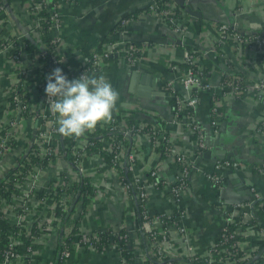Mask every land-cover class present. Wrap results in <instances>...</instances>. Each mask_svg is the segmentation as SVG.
I'll use <instances>...</instances> for the list:
<instances>
[{
    "label": "crops",
    "instance_id": "1",
    "mask_svg": "<svg viewBox=\"0 0 264 264\" xmlns=\"http://www.w3.org/2000/svg\"><path fill=\"white\" fill-rule=\"evenodd\" d=\"M160 1L169 2L179 9L178 24L161 20L150 9L152 0H66L57 7L58 22L49 28L48 37L56 40V54L71 71L86 62L90 51H101L110 42L116 43L118 48L124 43L147 44L134 62H126L122 55L107 58L99 64L94 80L72 83L57 104V113L60 119L66 116L77 118L80 112L83 117L87 114V119L93 115L100 119L115 115L122 127L127 126L130 120L151 125L160 123L167 129L175 151L183 152L190 163L188 191L181 203L183 221L193 233L195 248L200 253L206 251V245L217 238L225 215L230 214L237 219L244 215L242 204L250 202L251 217L246 223H240L238 229L247 227L246 234L253 251L250 259L240 264H264V234L258 228L259 224L252 221L253 200L264 196V169L260 168L264 161V132L257 127L263 103L249 88L239 95L221 89L215 92L218 107L213 113L212 94L208 90L201 91L198 104L189 107L191 120L201 127L207 143L205 149L198 150L191 127L187 123L171 121V95L165 84L172 74L170 66L183 62L184 50L198 51L201 61L205 57L210 61V68H204L215 85L230 69L241 72L246 79L258 76L247 49L238 51L225 44L223 52L227 57L221 58L212 57L208 50L218 24L234 26L243 33L264 35V2L238 12L235 0ZM1 16L4 20L0 24V39L13 35L26 46L21 55L22 65L27 69L24 88L32 100H40V73L34 50L27 40L38 46L42 40L34 30L26 0H9ZM122 18L127 19L124 25L120 24ZM12 65L6 52L0 50V122L1 113L6 110L7 89L17 80ZM214 117L217 119L215 125L212 123ZM36 121L34 115L27 116L22 119L21 126L30 134ZM24 131L0 159V176L13 164L26 144ZM81 134L75 139L78 143L84 141ZM132 140L138 161L136 172L146 173L148 169L158 167L163 173H172L173 158L153 148L147 132L135 134ZM85 163L92 175L94 192L73 200L68 218L64 217L66 219L60 227H55L48 242L41 246L45 256L54 250L56 235L72 220V224L78 222L80 231L87 235L124 228L129 234V246L136 255L135 264H157L147 256L145 235L136 227L134 199L111 178L101 155L87 156ZM211 172L221 174L220 190L208 177ZM59 175H66L70 180L76 176L75 167L63 153L45 168L40 180L50 181ZM149 190L152 211L174 209V203L160 196L156 189L149 187ZM118 260L119 254L113 246L97 250L80 247L72 255L73 264H119Z\"/></svg>",
    "mask_w": 264,
    "mask_h": 264
},
{
    "label": "built area",
    "instance_id": "2",
    "mask_svg": "<svg viewBox=\"0 0 264 264\" xmlns=\"http://www.w3.org/2000/svg\"><path fill=\"white\" fill-rule=\"evenodd\" d=\"M65 1L26 0L34 30L38 31L39 36L42 37V25L47 21L41 12L45 11L50 15L48 18L50 24L46 33L48 37L49 28L58 22L56 9ZM261 1L264 2V0H235L236 11L249 9L251 5ZM150 9L161 20L170 24H178L179 9L169 2L152 0ZM4 13L5 5H0V14ZM1 15L0 24L4 20L1 19ZM126 22L127 19L120 20L121 25ZM17 40L19 41V38L13 35L0 39V50L6 52L13 64V73L17 77V80L7 89V97H12L11 102L8 98L6 99V110L1 113L0 159L15 145L19 134L23 133L22 119L34 115L37 121L34 129L31 128L29 131L27 142L13 164L0 176L3 184L11 186V188H6L8 197L0 196V219L10 225L8 229L5 223L0 224V264H73L72 255L80 247L97 250L100 247L109 246L117 250L119 264H131L129 259L123 255V248L118 242L121 238L132 251V257L135 260L136 255L129 246L128 231L124 230L120 235L119 231L107 230L104 233L107 235L105 245L102 241L103 232L83 234L79 223L73 222L72 224V220L68 227L67 225L62 227L60 234L56 235L55 247L51 251L53 253L50 252L48 256H45L44 247H41L48 242L50 234L55 232V227H60V223L68 218L69 215L66 216L65 213L68 210L72 211L73 200L78 199L79 196H86L83 192L77 193V184L84 176H89L91 179L92 175L86 166L85 157L95 153L102 156L103 165L108 166L111 178H114L121 188L134 199L136 227L145 235L144 248L145 250L147 248V256L153 258L157 264H191L190 262L193 261L195 263L200 261L202 264H240L250 259L253 251L250 240L237 239L239 224L246 223L251 217L250 202L242 204L241 211L244 215H239L237 219L232 218L230 214L225 215L217 238L206 245V251L200 253L195 248L193 233L183 221L184 209L181 203L184 193L188 191L190 163L183 152L175 151L167 129L160 123L151 125L144 121H135L122 127L115 115L104 119L93 115L87 119L88 115L83 117L80 112L77 118L71 119L66 116L60 119L57 113V104L63 98L66 88L72 83H87L94 80L99 64L107 58L122 55L121 57L126 62H134L147 47L146 43L139 46L124 43L120 45L121 48H118L116 43L110 42L101 51H90L86 62L75 71L69 70L57 56V42L52 38L55 53L50 57L51 66H45L43 60L38 59V56L44 55L47 50L46 46L41 43L38 46L40 51L36 54L35 62L40 73L39 86L44 90L38 100V106L37 100H32L26 87L24 88L27 69L22 65L21 55L26 46ZM225 44H230L238 51L243 48L247 49L254 67L258 70V76L246 79L241 72L230 69L223 74L219 84L215 85L207 77L200 55H193L189 50H184L183 62L188 65L183 67L179 63L172 64L170 66L172 74L165 82L171 99L175 102L170 119L173 123H187L191 127L198 150L205 149L207 143L201 127L191 120L189 107L193 108L198 104L199 93L203 90H208L212 94L211 110L213 113H216L218 107L215 95L217 90L224 89L225 92L233 95H239L247 88L253 90L256 98L263 103V113L257 127L264 132V35L256 32L243 33L234 26L218 24L215 26V35L209 42L208 52H211L212 57H227L223 52ZM54 73L58 80H51V74ZM65 120L72 128L70 134L78 139L81 132V135H84V141L78 143L75 140L72 145H65V150H60L63 136L62 125ZM216 122L217 119L214 117L212 123L215 125ZM80 125L83 128H79ZM98 127L107 129V132L105 134L102 131L97 132ZM118 131L121 132L120 136L116 134ZM140 132L148 133L153 148L163 149L166 155L173 158L172 173L169 175L166 171L163 173L158 167H152L146 173L136 172L138 161L132 148V137ZM24 133L26 136L28 132L24 131ZM89 134L93 138L88 137ZM127 144L131 146L128 147ZM88 148L94 150L89 151ZM62 153L75 167L76 176L72 180L66 178V175H59L50 181L40 180L45 168ZM105 153L109 155L108 159L105 158ZM31 156H37V159L33 160ZM45 157L49 158V162L43 164L42 159ZM218 166L219 164L216 165ZM260 168L264 169V161L260 164ZM95 170H98V167ZM124 172H128V177ZM208 177L215 188L220 190L221 174L211 172ZM149 187L156 189L160 196L174 203V209L152 211L149 207L151 195ZM250 225L251 221L247 226L250 227ZM257 226L264 234V227ZM75 227L78 231L71 232ZM44 257H49V259Z\"/></svg>",
    "mask_w": 264,
    "mask_h": 264
},
{
    "label": "trees",
    "instance_id": "3",
    "mask_svg": "<svg viewBox=\"0 0 264 264\" xmlns=\"http://www.w3.org/2000/svg\"><path fill=\"white\" fill-rule=\"evenodd\" d=\"M9 0H0V5H5ZM41 15L45 16V18H47V21L42 25V29H41V33H42V41L41 43L43 45L46 46L47 50L45 51L44 55L42 56H38V59H41L43 60L44 62V65L45 66H48L50 67L51 66V62H50V57L51 55H53L55 53V44H53L51 42V38L47 37L46 36V33H47V30H48V26L50 24L48 18H49V13L48 12H41ZM261 35H263L262 33H259ZM17 42H20L17 40ZM25 43V40L23 41ZM27 43L30 44V47L31 49L34 50V53H33V56H36L37 52L40 51V48L38 47V45H33L31 44L28 40H27ZM135 45H138V44H135ZM190 52H192L193 55H198V51H195V50H191ZM202 65L205 66V68L208 70L211 66V63L210 61L205 57V58H202V61H201ZM188 63L186 62H182L180 64V66H187ZM51 80H58V77L57 75L54 73V74H51ZM56 83L58 81H55ZM60 88V87H59ZM44 89H40L39 90V95H41V93L43 92ZM11 99L12 97H9L8 100H10L11 102ZM39 100V99H37ZM171 102V105H172V108L175 107V102L173 99L170 100ZM134 123V120H130L129 121V125ZM71 126L69 125V123L67 122V120L64 121L63 125H62V132H63V136H62V145L60 150H65V145L67 146H70L74 143L75 141V135L73 134H70L71 132ZM97 132H100L102 131L104 134L107 132V129H103L101 127H98L96 129ZM117 135H121V132L118 131L116 132ZM88 137L90 138H93L91 134L88 135ZM94 150L93 148H88L89 151ZM162 149V148H161ZM161 153H163V149L161 150ZM23 157H21L22 159ZM31 158L33 160L37 159V156H31ZM105 158H109V155L105 153ZM49 162V158L45 157L42 159V163L43 164H46ZM125 173V176L128 177V172H124ZM11 188V186L9 184H3V181L0 179V196L4 195L5 197H8V192L6 190V188ZM77 193H81L83 192L84 194H91L92 193V183H91V179L89 176H84L82 177L81 180H79L78 184H77ZM85 197V196H84ZM86 200L84 198L83 202L86 203ZM252 209L254 211H252V221L253 223H258L260 226H263L264 227V196H262L261 198H256L253 200V203H252ZM71 210H68L67 213H65L66 216L69 215V212ZM5 223V226L8 227V229H10V225L8 223H6L4 220L0 219V224H4ZM230 227L232 228L233 227V223L230 225ZM246 226H243L241 227V230L237 232V239L239 240H243V239H248L249 238V235L246 234ZM124 228H122L121 231H119V234L121 235L123 232H124ZM78 231L77 227H75L74 229L71 230V232H76ZM106 238H107V235L102 233V241L104 242V244L106 245ZM118 242L120 243V245L122 246L123 248V255L129 259V261L131 262V264H135V260L134 258L132 257V251L128 248V245L125 243L124 239H119ZM74 249V248H73ZM191 264H202V262L200 261H197L196 263L193 261V262H190Z\"/></svg>",
    "mask_w": 264,
    "mask_h": 264
},
{
    "label": "rangeland",
    "instance_id": "4",
    "mask_svg": "<svg viewBox=\"0 0 264 264\" xmlns=\"http://www.w3.org/2000/svg\"><path fill=\"white\" fill-rule=\"evenodd\" d=\"M29 133H27V135H26V137L28 138L29 137V135H28Z\"/></svg>",
    "mask_w": 264,
    "mask_h": 264
}]
</instances>
